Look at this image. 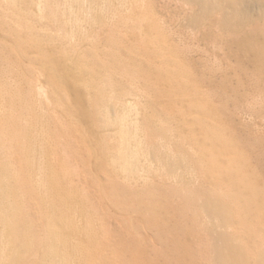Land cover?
Wrapping results in <instances>:
<instances>
[{"label":"bare ground","instance_id":"1","mask_svg":"<svg viewBox=\"0 0 264 264\" xmlns=\"http://www.w3.org/2000/svg\"><path fill=\"white\" fill-rule=\"evenodd\" d=\"M183 1L195 8L187 21L190 26L217 16L221 37L230 36L237 50L260 59L261 50L249 42L240 47L238 36L242 33L249 40L258 30L253 29L255 21L262 22L258 24L264 35V0ZM148 17L136 0H0V32L13 40L12 47L0 44L1 58L23 67L13 72V79L29 82L35 69L48 89L34 84L33 90L29 82L23 91L17 88L21 79L18 86L0 83V264H112L103 252L101 231L91 228L95 219L87 216L79 224L80 217L75 220L72 215L74 208L83 214L90 208L87 196L72 185L74 169L67 162L70 158L66 160L68 154L58 151V139L72 136L77 131L74 122L81 120L90 124L93 137L97 130L106 131L97 136L101 158L96 167L99 171L106 166L107 173L124 181L111 183L104 174L113 200L118 203L119 192L125 194L132 184L142 183L147 189L152 175L165 178L174 191L188 192L182 196L183 215L191 212L204 220L190 221V227L199 224L200 233L211 237L212 264H264V198L244 176L240 140L226 136L182 90L189 81L183 67L151 38L154 26ZM98 26L107 29L102 49L101 35L94 36ZM123 28L138 32L142 39L138 48L123 46ZM49 47L54 52L48 53ZM138 57L145 65L137 63ZM154 76L158 83H152ZM164 92L171 106L186 95L190 105L184 110L172 106L170 112L169 107L158 109ZM10 107L14 109L7 110ZM57 110L62 115L51 126L45 119ZM191 111L195 117L188 119ZM72 137L65 145L82 158L78 151L88 152L84 137ZM143 195L149 198L144 208L139 207L154 220V194L142 191L138 197ZM34 201L37 209L28 205Z\"/></svg>","mask_w":264,"mask_h":264},{"label":"rangeland","instance_id":"2","mask_svg":"<svg viewBox=\"0 0 264 264\" xmlns=\"http://www.w3.org/2000/svg\"><path fill=\"white\" fill-rule=\"evenodd\" d=\"M136 1L138 6H145L149 12L148 20L150 24L154 26L151 38L158 43V45L162 43L160 47L163 51L171 55L173 59L175 58L174 60L178 63V65L181 68L183 67L182 70H184L186 75H184V79H186V82L188 80L190 82L188 81L189 83L187 82L186 86L184 85L182 87V90L187 92L188 95L191 94L190 96H192L195 102L198 103L201 110L207 115L208 120L213 122L224 134L226 132V136L230 138L233 137L236 141L240 140V142L238 141V152L239 157L241 156L240 159L244 162L243 163L241 161L244 176L252 182L256 190L260 189L258 191L259 193H262L263 199L264 35L261 34V24H258V22H262H254L253 27H256L252 28L258 30L255 31L249 40H244L242 33L238 36L241 41L240 47H245L244 45L249 46L247 44L251 43V45L253 44L255 46V49L261 50L259 54L260 59L258 60L254 55H244L240 52V49L237 50V48L233 45L230 36L227 35L221 37L222 35H220L216 25L218 20L217 16L211 18V21H206L197 27H192L187 23V21L195 12V8L192 7V5L187 4L188 2H184L183 0ZM127 12L128 11H125L121 14V16L125 17ZM99 29V26L95 29L94 36L98 37L99 34L101 35V37L99 36L98 44H100L99 48L102 49V46L104 45L103 43H105V32L107 29L104 27L102 28L103 30ZM121 31H123V34L126 37L123 38V41H125L123 42V46H136L138 48L141 45L142 39L137 31L131 30V32H128L124 28ZM101 32H104V34H101ZM160 35L162 39L160 38ZM100 38H102L104 42H100ZM12 41V38L5 36L4 33L0 32V44L6 47H12ZM243 42L244 44H242ZM85 46L87 47V45H84L83 48H85ZM150 47L152 46L150 45ZM151 50L152 48H150V51ZM46 51L48 53H52L54 52V49L49 47ZM139 58L140 57L136 58L138 61L137 63L142 64L144 60L143 58H140L139 60ZM176 59L179 60L177 61ZM23 65L28 66V63ZM143 65H145V62ZM5 66L7 70L12 71L10 72V74H12L9 75L10 77L4 73L7 71ZM17 67L5 62V60H3L0 56V72L4 73V75L0 73V78H2L0 79V83H6L7 81L11 87L15 86V84L18 86L17 84L19 83L20 87L17 88H21L23 91H26L25 89L27 88L28 90L29 87L26 86L25 88L24 84L31 82V88L33 90L36 88L35 85L37 87L42 86L45 90H48L46 89L47 85L45 80L42 77H37V74H34L35 69L32 70L33 74L28 76L29 82H27V80L25 81L22 77H19V79L17 77L16 80L15 78L13 79L12 77H15L13 74H17L20 72L19 70L23 68ZM6 77H8V79ZM34 79L36 80L34 81ZM150 79L152 80V83H158L157 76L151 77ZM10 80L15 81H12V84V82L9 83ZM19 80L20 82H18ZM16 81L18 83H16ZM178 86L179 82H177V87ZM164 90H166V88H164ZM188 95H186L187 98H185L183 102L175 101L172 104L173 108H175V110L178 108L183 110L187 108L190 105V98ZM163 106L167 108L169 107V112L170 109H172L170 100L166 97L165 92L163 98L158 102V109ZM12 109L14 108L10 107V109L8 108L7 110L11 111ZM195 114L193 111L188 112V119L195 117ZM59 115L62 114L58 110L55 113H51L45 119L46 123L48 121L52 126L53 120L55 121V118ZM78 122L79 121H75L73 124H76L77 131L73 132L76 135L72 133V136L77 137L80 135L84 137L86 142V144H84L85 150L87 149L88 152H80L81 150H79V154L84 155L81 158L75 153L74 148H72L74 153L71 154L70 152H72V149L65 145L71 138H73L71 135H61L58 139V151L59 153L62 152L61 156L68 154L66 160L70 158L67 162L70 164V169L73 166L71 171L74 169L71 176L72 185L81 190L85 198L87 196V208H90L86 211L88 214H83L82 210L74 208L76 210L73 209L74 211H72V215L75 220L77 219V216L80 217L79 219L81 220H76L79 224L81 222H83L81 224H84V220L87 216L92 220L95 219L93 220L95 225H92L91 228H96L94 229L95 231H101L104 248L103 252L106 254L105 256L109 258L107 260L109 262L111 261L110 263L112 264H212V257H210V255L212 256V251L209 249L212 247L211 237L207 235L208 233L205 231L200 233L202 230L199 227V224L196 227L194 226V229L190 227V221L196 219L195 221L197 223L204 224L202 222L204 220L200 216L194 215L191 212H185L186 215H183L184 205L182 204L184 203L182 202L186 199L183 197H186L184 195H187L188 192L186 193L183 191L184 194L180 191L176 192L173 188H171L173 186L167 179H162L157 175H152L150 176L151 178L149 177L148 179L150 181L147 184V189H143V186L141 185L142 183L137 185L132 184L131 187L127 186V192L125 191L127 194L125 193V195L122 191H120L119 197L121 198H119L117 203L113 200L103 182L106 179V176L108 177L107 180L111 183L121 181L123 185L124 181L117 175V177H115V173L113 178L111 172L107 173L106 166H103V170L99 169V171L96 167V161L100 162L101 158L100 150L98 149L100 147L98 143L99 138H97V136H105L106 131L97 130L95 131L97 136L93 137L91 134L92 129L90 124L83 120L79 123ZM251 144L253 145L251 146ZM256 144L258 146H256ZM253 146L255 147L253 148ZM71 155L73 156L72 158ZM17 164H19L18 161ZM104 174H106V176ZM110 175L112 176L111 179ZM169 184L171 186H169ZM117 187L120 188L118 184ZM142 191L143 193L152 192L154 194L151 202L155 203V205H153L156 209L155 215L159 218L152 215L154 220H150L148 219L147 214L143 212V208L146 206H144L143 202H147L145 198L148 199L149 197L143 195V197L139 198L138 195ZM181 197L183 201L179 200ZM30 198H32V196H28V201H33ZM121 201L125 202V205L121 204ZM33 204L28 202L29 207L30 205H32L31 207H35L37 205L35 201ZM139 205L143 206V208L139 207ZM31 210L32 209L29 211ZM33 213L30 212L32 217L35 216V213ZM158 213L159 215H157ZM37 224L38 228H41L42 225H40L39 221ZM236 230L238 231V229ZM193 231L194 233L198 231L196 236H194ZM236 233L237 232H235V234ZM257 233H260L258 229L256 230V234ZM256 237L257 239L259 238L258 235ZM252 245L253 244L249 243L250 249V246ZM262 245L264 246V239ZM107 251L109 253H107Z\"/></svg>","mask_w":264,"mask_h":264}]
</instances>
